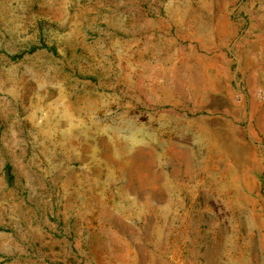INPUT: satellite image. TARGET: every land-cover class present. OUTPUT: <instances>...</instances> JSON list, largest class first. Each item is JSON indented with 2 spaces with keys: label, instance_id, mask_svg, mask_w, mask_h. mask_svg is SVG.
I'll list each match as a JSON object with an SVG mask.
<instances>
[{
  "label": "rangeland",
  "instance_id": "1",
  "mask_svg": "<svg viewBox=\"0 0 264 264\" xmlns=\"http://www.w3.org/2000/svg\"><path fill=\"white\" fill-rule=\"evenodd\" d=\"M0 264H264V0H0Z\"/></svg>",
  "mask_w": 264,
  "mask_h": 264
}]
</instances>
